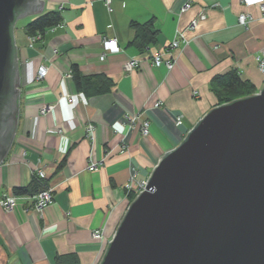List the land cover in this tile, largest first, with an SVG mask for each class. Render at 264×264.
<instances>
[{
    "label": "crops",
    "instance_id": "obj_1",
    "mask_svg": "<svg viewBox=\"0 0 264 264\" xmlns=\"http://www.w3.org/2000/svg\"><path fill=\"white\" fill-rule=\"evenodd\" d=\"M188 1L190 7L178 14ZM111 7L109 12L104 0H44L42 12L59 10L62 21L33 42L25 25L37 15L26 16L19 28L14 24L19 113L0 163V198L41 174L53 200L41 213L27 210L25 202L12 211L0 206V264H56L55 258L64 256L77 264H99L130 203L125 185L131 173L146 181L159 158L217 104L211 79L235 68L257 89L263 84L255 56L264 46V18L255 7L245 8L239 0H111ZM242 11L252 16L245 28L237 23ZM194 18L199 19L194 29L186 28ZM149 20L157 41L144 50L129 45L130 21ZM180 32L185 41L171 47ZM110 40L120 51L101 61ZM154 53L173 65L153 66ZM133 58L140 65L124 72ZM74 65L82 76L106 77L109 89L77 88ZM41 66L46 75L34 81ZM45 105L55 108L41 114ZM127 115L148 120L149 134L141 135L137 121L124 135ZM87 125L94 128L92 136ZM91 159L99 162L94 171L87 169ZM95 230L103 231L101 239L92 237Z\"/></svg>",
    "mask_w": 264,
    "mask_h": 264
},
{
    "label": "water",
    "instance_id": "obj_2",
    "mask_svg": "<svg viewBox=\"0 0 264 264\" xmlns=\"http://www.w3.org/2000/svg\"><path fill=\"white\" fill-rule=\"evenodd\" d=\"M44 0H0V163L18 124L13 27ZM99 264H264V82L210 108L152 168Z\"/></svg>",
    "mask_w": 264,
    "mask_h": 264
},
{
    "label": "built area",
    "instance_id": "obj_3",
    "mask_svg": "<svg viewBox=\"0 0 264 264\" xmlns=\"http://www.w3.org/2000/svg\"><path fill=\"white\" fill-rule=\"evenodd\" d=\"M240 3L246 7H256L259 11L260 17L264 18V0H240ZM104 4L107 7L109 12L113 11V8L111 7V0H104ZM190 7V3L185 2L182 7L179 9V13L184 12L185 10H187ZM251 16L248 13L242 12L238 15L237 17V23L239 26L241 27H246V24L248 23V20L250 21ZM196 25V20H192L190 27H188V29H194V26ZM179 39H174L171 43V47L176 48L179 46L180 41H185V37L183 32H180L178 34ZM41 38V34L37 33L34 36H29V40L31 42L40 39ZM104 52L101 53V55L99 56V59L101 61H103L106 57L107 53H117L120 51V49L116 46V41L115 40H110V41H106L104 43L103 46ZM255 60L258 63V67L264 77V46L261 48L260 52L258 55L255 56ZM151 61L152 64L154 66H160L165 64L167 67H171L173 65V61L171 59H165L163 58L162 53H155L152 54L151 56ZM139 65V60L136 58L130 59L128 60L125 65H124V70L125 71H132L133 69H135L137 66ZM47 69L44 66H41L38 68V71L35 75L34 81H41L45 75H46ZM68 77H70V74L67 75ZM54 105H45L42 106L40 109V113L44 114L46 112H50L54 109ZM181 119V116H177L176 120L177 123H179ZM138 121V117L135 115H127L124 117V131L122 133L128 134L137 124ZM149 127H150V123L148 120H141L140 124H139V129H140V133L143 136H146L149 134ZM93 126L92 125H87L86 127V131L88 134H90V136H92V132H93ZM125 137V136H124ZM124 137L122 138V143L120 144V151L121 152H125L127 151V145L126 142L124 140ZM99 162L91 159L89 160V165L87 166V169L89 171H92L94 169L97 168ZM41 176V174H40ZM146 184V181H138L135 178V171H133L130 175V178L128 180V182L125 185V189L127 194L128 193H133L134 196L137 195L141 190L144 189ZM53 200V189L51 187H46L45 189L35 193V194H14V193H10L7 195H4L3 197L0 198V206L5 209L6 211H12L15 206L18 203H22L25 202L27 203L29 206L27 207V210L31 209H35L37 212H42V210L49 204L51 203ZM92 237L93 238H97V239H101L103 237V231H98L95 230L92 232Z\"/></svg>",
    "mask_w": 264,
    "mask_h": 264
},
{
    "label": "trees",
    "instance_id": "obj_4",
    "mask_svg": "<svg viewBox=\"0 0 264 264\" xmlns=\"http://www.w3.org/2000/svg\"><path fill=\"white\" fill-rule=\"evenodd\" d=\"M61 21L62 17L59 10L42 12L25 25V33L28 36H34L37 33L43 35L47 29L59 25ZM129 25L134 31V35L128 43L129 45H132L139 50H144L150 44L157 41L158 32L154 29L151 20L144 23L130 21ZM71 71L75 85L82 91L91 89L90 91L94 93L103 92L107 91L111 85V82L103 75H80L75 65ZM88 84L92 85L94 89L90 88ZM97 85L100 87L95 88ZM210 90L214 93L217 99V104H222L240 97L249 96L257 91V87L249 79L243 78L240 72L234 68L224 74L214 76L210 81ZM61 165L62 162L59 164V167ZM46 187H48L47 182L40 175H35L28 186L15 188L13 193L19 195H32L45 189ZM128 197L129 200L132 201L134 194L129 193ZM55 263L77 264V261H73L70 257L64 256L56 257Z\"/></svg>",
    "mask_w": 264,
    "mask_h": 264
},
{
    "label": "rangeland",
    "instance_id": "obj_5",
    "mask_svg": "<svg viewBox=\"0 0 264 264\" xmlns=\"http://www.w3.org/2000/svg\"><path fill=\"white\" fill-rule=\"evenodd\" d=\"M239 1H240V0H239ZM240 4H241V3H240ZM241 5H242V4H241ZM242 6H243V5H242ZM243 7H244V6H243ZM245 8H246V7H245ZM255 8H256V7H255ZM256 9H257V8H256ZM107 10H108V9H107ZM242 12L248 13V12H246V11H242ZM242 12H241V13H242ZM239 14H240V13H239ZM239 14H238V15H239ZM248 14H249V13H248ZM259 15H260V14H259ZM250 16H251V14H250ZM202 17H203V14H200V15H199V18H202ZM237 17H238V16H237ZM27 19H28V17L18 19L17 22H16V25H15V26H17V27L19 28L20 26H22V25L26 22ZM192 20H196V24H197V22H198L199 19H198V18H194V19H192ZM192 20L190 21V23L188 24V26H187L186 28L190 27V24H191ZM251 20H252V16H251L250 21H251ZM250 21L248 20V23H249ZM248 23H247V24H248ZM247 24H246V27H247ZM194 27H195V26H194ZM243 28H245V27H243ZM154 54H155V53H154ZM151 56H152V55H151ZM150 60H151V57H150ZM255 62H256V60H255ZM140 63H141V62L139 61V65H140ZM151 64H152V61H151ZM256 64H257V67H258V63H257V62H256ZM124 65H125V64H124ZM124 65H123V70H124ZM139 65H138V66H139ZM152 65H153V64H152ZM163 65L166 66L165 64H163ZM138 66H137V67H138ZM153 66H154V65H153ZM160 66H161V65H160ZM160 66H155V67H160ZM137 67H136V68H137ZM166 67H167V66H166ZM136 68H135V69H136ZM168 68H170V67H168ZM135 69H133V70H135ZM133 70H132V71H133ZM258 70L260 71L259 67H258ZM124 72H131V71H125V70H124ZM260 73H261V71H260ZM261 74H262V73H261ZM262 76H263V75H262ZM263 82H264V81H263ZM260 88H261V87H260ZM260 88H259V89H260ZM259 89H257V91H258ZM257 91H256V92H257ZM159 104H160L159 102H156V103L154 104V106L157 107V106H159ZM142 120H145V119H142ZM140 121H141V120L138 119V124H140ZM149 123H150V122H149ZM133 129H134V128H133ZM133 129H132V130H133ZM132 130H131V131H132ZM131 131H130V132H131ZM96 169H97V168H96ZM94 170H95V169H94ZM94 170H92V171H94ZM129 202H131V201H129ZM128 205H129V204H128ZM127 207H128V206H127ZM4 210H5V209H4Z\"/></svg>",
    "mask_w": 264,
    "mask_h": 264
}]
</instances>
